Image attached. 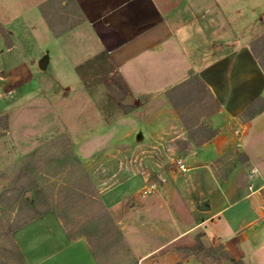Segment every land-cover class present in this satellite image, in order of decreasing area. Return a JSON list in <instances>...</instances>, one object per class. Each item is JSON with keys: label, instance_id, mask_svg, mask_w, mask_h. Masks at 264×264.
<instances>
[{"label": "rangeland", "instance_id": "1", "mask_svg": "<svg viewBox=\"0 0 264 264\" xmlns=\"http://www.w3.org/2000/svg\"><path fill=\"white\" fill-rule=\"evenodd\" d=\"M57 1L0 0V78L7 80L0 86V264H21L13 232L32 215L49 208L71 235L91 234L103 263L135 264L168 236L149 228H132L129 246L117 234L119 215L107 209L100 192L118 187L135 172L144 177L143 186L133 181L128 192L139 186L137 192H143L150 183L157 184L153 192H170L165 183L186 184L191 175L204 181L213 173L228 177V181L222 178L217 183V189L231 192L234 185L244 182V171L237 164L238 149L250 147L264 169V123L254 122L242 135L238 149L209 163L218 144L230 147L236 141L229 134L196 153V137L204 134L203 125L213 118L214 126L219 127L218 115L212 117L217 102L210 91L200 84L186 86L175 93L176 108L168 90L148 101L121 98L114 102L112 95L116 91L122 94L123 86L115 79L101 80L99 75L106 69L93 59L91 51L84 50L88 42L83 31L59 36L68 22H58L60 2L58 12L52 8ZM219 1L212 10L221 19L214 22L219 27L211 39L219 45L213 52L221 44L247 42L250 46L264 34V0H221L220 6ZM46 58L47 66L42 69L40 62ZM88 58H92L90 62ZM131 109L136 116L124 113ZM135 128L129 139H121ZM68 150L74 157L67 155ZM195 156L199 159L194 161ZM178 157L186 160L188 171L173 162ZM30 183L35 187L20 189ZM245 185L248 187V180ZM244 186L240 184L238 192L244 191ZM24 195L32 201L31 206L25 205ZM217 201L224 203L219 197ZM136 202L137 207L142 204L140 199ZM130 204L123 206L135 213ZM185 216L180 230L190 220L187 213ZM203 235L201 229L190 234L201 246L197 253L181 247L186 258L192 257L186 264H231L223 255L212 254L214 238L203 239ZM175 245L154 250L143 264L176 261L181 254L174 250Z\"/></svg>", "mask_w": 264, "mask_h": 264}, {"label": "crops", "instance_id": "2", "mask_svg": "<svg viewBox=\"0 0 264 264\" xmlns=\"http://www.w3.org/2000/svg\"><path fill=\"white\" fill-rule=\"evenodd\" d=\"M215 4L217 0H58L52 8L60 13L59 23L68 22L59 36L70 37L72 32L83 31L88 42L84 50L91 51L93 59L106 69L99 75L101 80L107 83V79H115L116 84L123 86L122 94L116 91L112 95L114 102L121 98L126 102L152 100L186 79L191 71L198 73L216 99L217 111L212 117L218 115L219 127L214 126L212 118L213 126L209 127L215 135L198 145L196 153H200V147L226 135L236 138L230 147L218 144L219 150L211 163L233 152L235 147L238 149L237 142L240 140L242 145V135L254 122L264 123V111L248 121L239 118L253 101L264 98V70L247 42L221 44L213 52L219 45L211 39L219 27L214 22L221 21L217 11L212 13ZM65 51L69 52L68 48ZM135 109L124 113L136 116ZM236 128L242 131L240 139L235 134ZM135 132L136 128L127 130L121 139H129ZM238 150L241 156L237 164L244 171V182L234 185L231 192L217 189V183L222 178L228 181V177L213 173L204 181L195 175L186 184L170 181V192L143 196L137 191L145 179L136 172L118 187L100 192L107 209L119 215V229L129 246L128 231L132 228H149L168 236L160 246L141 255L135 264H143L154 250L175 243L174 250L181 258L169 264L181 260L186 263L192 257L186 258L181 247L195 245L196 238L190 234L197 229L204 233L203 239L213 236L215 245H224L244 264H264V169L250 147ZM133 181L140 186L135 192H128ZM240 184L245 185L242 192H238ZM218 197L224 203L217 204ZM138 199L143 206L135 205ZM129 201L137 215L124 207ZM203 202L208 209H200ZM186 213L190 220L180 230V221ZM13 238L24 253L25 264H105L89 239L85 235L71 237L53 210L17 227ZM184 239L187 240L181 246L179 242Z\"/></svg>", "mask_w": 264, "mask_h": 264}, {"label": "trees", "instance_id": "3", "mask_svg": "<svg viewBox=\"0 0 264 264\" xmlns=\"http://www.w3.org/2000/svg\"><path fill=\"white\" fill-rule=\"evenodd\" d=\"M250 48L253 52V54L255 55V57L258 59L262 69L264 70V34L262 36H260L256 41L252 42L250 44ZM193 84H200L202 85L204 88L208 89L212 95V97H214L213 93L211 92V90L209 89V87L205 84V82L202 80V78L200 77V75L198 73H196L195 71H191L189 76L184 79L183 81H181L180 83L172 86L170 89H168L167 91V96L170 99V101H172V105L174 106V108L178 107L177 101H176V97H175V93L182 90L184 87L186 86H190ZM264 111V98L263 97H259L258 99H256L255 101H253L240 115L239 118L242 121H248L253 119L254 117H256L258 114H260L261 112ZM183 120H185V122L187 123V125L191 126L190 122L186 119V117L183 118ZM199 121H197L196 123H198ZM203 130H204V134L200 135L198 137H196L197 140V144L200 145L202 143H204L205 141L211 139L214 135H215V131L213 128H210L209 125L207 123H205L203 125ZM195 137V136H194ZM67 155L71 157V155L73 156L74 153L71 150H68ZM74 157V156H73ZM77 157V156H76ZM165 183V182H163ZM28 187H35L34 184L30 183V184H25L22 185V187H20L21 190L25 191L28 190ZM40 191V190H37ZM24 201H25V205L31 206L32 205V201L26 196L24 195L23 197ZM50 210L49 209H45L42 210L41 212H38L34 215H32V217L29 218L32 219L34 217H37L38 215L46 212ZM28 219L26 221H24L22 224H24L25 222L29 221ZM21 224V225H22ZM69 232V231H68ZM118 236H120L121 238L123 237V235L121 234V231H117ZM69 235L71 237H77V236H73L70 234ZM81 235H85L89 241L91 242V245L94 249V251L96 253H98L97 251V247L96 245L93 243L92 239H91V234L90 233H82ZM201 237H198L197 241L199 243L201 242ZM13 244L17 249V253L19 255V260L21 262V264H25V256L24 253L22 252V250L19 248V246L17 245V243L15 242L14 238H13ZM200 245L198 246V244H195L191 247H188L187 250L189 251L190 254H195L199 251L200 249ZM212 254H218V255H223L224 258H226L231 264H244V262L242 260L236 259L226 248L224 245L222 244H218L216 245L214 248L211 249ZM174 264H186L183 260L178 261Z\"/></svg>", "mask_w": 264, "mask_h": 264}, {"label": "built area", "instance_id": "4", "mask_svg": "<svg viewBox=\"0 0 264 264\" xmlns=\"http://www.w3.org/2000/svg\"><path fill=\"white\" fill-rule=\"evenodd\" d=\"M241 133H242V131L240 129H235V134L237 135L238 139L241 138ZM239 144H240V140L237 142V145H239ZM173 162H175V164H177L179 169L182 171H188L190 169L188 163L182 157L176 158ZM156 186H157L156 183H150L149 185H147L143 189V192H142L143 196H146L149 193L153 192Z\"/></svg>", "mask_w": 264, "mask_h": 264}, {"label": "water", "instance_id": "5", "mask_svg": "<svg viewBox=\"0 0 264 264\" xmlns=\"http://www.w3.org/2000/svg\"><path fill=\"white\" fill-rule=\"evenodd\" d=\"M47 62H48V59H47V58L44 59L43 61H41V62H40V67H41L42 69H45L46 66H47ZM4 76H6V74H4ZM6 83H7V80H6L5 78H0V86L4 85V84H6ZM128 102H129V101H128ZM207 123L209 124L210 127L213 126V122H212L211 120L207 121ZM168 184H169V183H166L165 186L168 185ZM200 209H203V210L208 209L207 204H206L205 202H203V203L201 204V206H200Z\"/></svg>", "mask_w": 264, "mask_h": 264}]
</instances>
